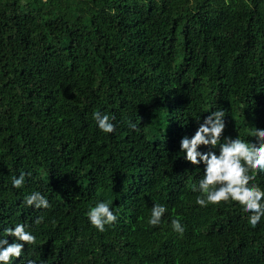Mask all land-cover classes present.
I'll list each match as a JSON object with an SVG mask.
<instances>
[{
	"label": "trees",
	"instance_id": "1",
	"mask_svg": "<svg viewBox=\"0 0 264 264\" xmlns=\"http://www.w3.org/2000/svg\"><path fill=\"white\" fill-rule=\"evenodd\" d=\"M216 110L222 143L258 145L264 0H0V239L19 223L36 237L11 264H264V217L196 203L206 166L181 140ZM36 191L48 209L24 203ZM97 202L118 217L104 232Z\"/></svg>",
	"mask_w": 264,
	"mask_h": 264
},
{
	"label": "clouds",
	"instance_id": "2",
	"mask_svg": "<svg viewBox=\"0 0 264 264\" xmlns=\"http://www.w3.org/2000/svg\"><path fill=\"white\" fill-rule=\"evenodd\" d=\"M93 118L102 132L115 131V126L107 114L96 112ZM224 118L225 111L216 110L199 126L191 139L184 137L181 140V149L186 153L187 161L196 166L203 162L206 166L205 175L199 181L201 195L197 197L196 203L206 207L208 204L236 202L244 212L251 214L248 222L255 228L264 217V190L252 183L258 172H264V130L253 129V136L258 141V145L240 138L235 140L228 138L222 143L221 138L226 127ZM130 127L136 129L135 124H131ZM200 146L212 148L219 146V155L213 151L202 153L198 150ZM24 181L25 176L22 173L18 178L13 177L12 183L19 189L23 187ZM24 203L36 209H48L51 206L49 200L39 191L28 195ZM166 211L164 206L155 204L151 210L149 223L158 226ZM87 216L91 225L100 232H104L106 225H112L118 219L108 202H97L90 208ZM35 223H42V218L37 219ZM172 228L181 236L185 231L178 219L172 220ZM3 236L5 238L0 239V264H11L13 258H20L24 244H36V237L26 230L23 223L17 224L14 229L7 228ZM8 236L23 243L9 244L6 239ZM28 264H36V262L29 261Z\"/></svg>",
	"mask_w": 264,
	"mask_h": 264
}]
</instances>
